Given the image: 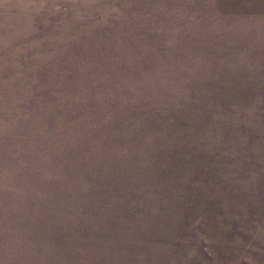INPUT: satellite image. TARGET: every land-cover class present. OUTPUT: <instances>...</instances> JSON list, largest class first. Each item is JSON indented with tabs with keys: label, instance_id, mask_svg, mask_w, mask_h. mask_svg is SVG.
I'll use <instances>...</instances> for the list:
<instances>
[{
	"label": "rangeland",
	"instance_id": "374dc122",
	"mask_svg": "<svg viewBox=\"0 0 264 264\" xmlns=\"http://www.w3.org/2000/svg\"><path fill=\"white\" fill-rule=\"evenodd\" d=\"M0 264H264V0H0Z\"/></svg>",
	"mask_w": 264,
	"mask_h": 264
}]
</instances>
